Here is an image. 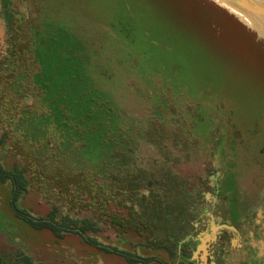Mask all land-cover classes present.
Instances as JSON below:
<instances>
[{
    "label": "rangeland",
    "instance_id": "rangeland-1",
    "mask_svg": "<svg viewBox=\"0 0 264 264\" xmlns=\"http://www.w3.org/2000/svg\"><path fill=\"white\" fill-rule=\"evenodd\" d=\"M8 2L13 19L0 17V162L25 172L19 206L36 217L54 207L57 220L88 219L85 235L115 247L122 219L104 226L100 217L118 213L128 228L131 211L160 240L176 232L178 218L193 217L195 191L190 197L185 187L196 172L206 182L202 163L213 161L224 168L232 214L241 204L258 221L251 224L260 252L245 248L249 264H264V38L253 23L216 0ZM65 57L66 89V78L55 85L57 74L45 93V84L33 87L34 77L47 80L46 63L66 69ZM69 93L85 99L70 101ZM24 112L39 116L35 141L20 123ZM10 190L0 184V215L16 220ZM216 217L213 233L224 224ZM14 237L22 246L0 230V261L25 247L37 264H125L78 235L23 225Z\"/></svg>",
    "mask_w": 264,
    "mask_h": 264
},
{
    "label": "flooded vegetation",
    "instance_id": "flooded-vegetation-1",
    "mask_svg": "<svg viewBox=\"0 0 264 264\" xmlns=\"http://www.w3.org/2000/svg\"><path fill=\"white\" fill-rule=\"evenodd\" d=\"M209 162L208 164L202 163L207 181L203 182L202 179L200 181L199 179L203 177H200L196 172L194 173L196 174L194 184L188 183L187 188L185 187L184 191H187L190 197L195 195L192 205L188 207V211L193 217L186 221H182L181 217L178 218L176 223L180 225L176 232L164 234L158 240L155 237L156 233L154 234L155 227L144 222L145 216L141 214L133 215L129 211L130 218L128 220H130L131 226L128 228H124L126 217L119 216L118 213L115 215L104 214L103 217H100L104 226L110 225L113 219H122V222L120 221L119 225H116L117 232L114 234L119 245L116 247L104 245L108 248H116L118 252L116 255L125 264H238L237 262L240 260H242V264H249L251 257L245 247L257 250L256 253L260 252L258 239L253 238V227L256 223L258 224V221L251 218L247 209L243 211L240 207L241 204L237 206L235 212L237 214H232L233 211L228 207L229 193L224 168L220 163L214 165L213 161ZM193 190L195 191L194 195H192ZM216 215L220 217V221L224 220V224L216 227L217 229L213 233V228L219 223L215 220ZM86 220L88 221V219ZM252 220L255 224L253 227ZM88 223L90 222L88 221ZM207 233L209 236L213 235L214 240L207 239ZM235 238L242 240L238 248L233 247L232 241ZM202 244L205 245L203 263L201 256L204 252L199 248ZM122 245L128 247L125 249ZM156 249L163 250L170 259L165 260L154 254Z\"/></svg>",
    "mask_w": 264,
    "mask_h": 264
},
{
    "label": "trees",
    "instance_id": "trees-1",
    "mask_svg": "<svg viewBox=\"0 0 264 264\" xmlns=\"http://www.w3.org/2000/svg\"><path fill=\"white\" fill-rule=\"evenodd\" d=\"M11 4L10 2H8V0H0V17L4 20V22L6 21H11L13 19V14L10 10ZM6 49H9V47L7 46ZM9 54V53H8ZM68 58L65 57V59L61 58V66L66 67V69L60 67V65H58V67H55L54 62L52 61L53 65L50 64V62H48V65L46 63V65H44V62L40 61V63L44 66H46V68L48 69H42V72L45 73V79H47L45 81V83H40L39 82V78L34 77V83L32 84L33 87L34 86H39L41 87V85H44V93H45V89H47L46 91H48V88H50V83L53 80V75L57 74L58 78H56V82L55 85H61V81L63 80V78H66L65 83L66 84H62V89H66V86L68 83L67 81L70 80V78L72 77V74H70V70L68 69V65H66V60ZM42 73V74H43ZM83 85L86 84V78L83 79ZM54 85V86H55ZM85 88V87H84ZM51 89L49 90L50 93ZM82 91V90H81ZM26 93V92H25ZM50 95V94H49ZM58 96V95H56ZM69 98H71L70 101H75V100H82L84 101L85 99V95H82L83 98H78L76 99V97L79 96L78 93H69ZM76 96V97H75ZM25 98H29V96L27 95V93L22 96L21 101L23 102V100H26ZM44 98V96H43ZM30 100V99H28ZM60 101V98L57 99V102ZM46 103V102H44ZM76 104V103H75ZM68 109V108H67ZM74 109H76V111L80 110V113L82 116L85 115L86 110L84 109V105H74ZM50 111V110H49ZM75 111V112H76ZM64 112V111H63ZM51 113H54L51 111ZM65 113V112H64ZM57 114V113H54ZM84 114V115H83ZM59 115V114H58ZM67 116V114H65ZM87 115V113H86ZM84 118L81 119H87L89 118L88 115ZM26 116H27V120H26ZM61 116V114H60ZM73 116L72 114L69 116L71 117ZM24 117L25 119H21L20 123H22V125H25V133L28 134L32 140H36V136L34 134V131L37 129L36 125L40 124V119L39 116H35V114L32 113H26L24 112ZM81 116H79L80 118ZM80 120V119H79ZM42 127V126H41ZM40 127V128H41ZM77 127V126H76ZM74 130L79 131L80 128H84L85 127H77ZM76 131V132H77ZM85 131V130H84ZM91 132V131H89ZM78 137V134H75ZM5 136L6 133L4 132L2 134V136H0V146L3 145L4 140H5ZM72 133L69 134V137L71 138V140H77L75 139ZM9 184L11 187L10 193H11V200L9 201L10 204V209L13 212V215L15 216L16 220L10 218L8 215H6L5 213H3V215H0V230H8L9 234L11 236V238H13L14 243L18 242L17 245L18 246H22L21 242L15 239V233L17 231H20L24 226L29 227L30 229H35V230H40V229H48L50 230L53 234H57V235H63V234H73V235H78L80 237V239L88 244H91L95 247H97L98 249L105 251V252H110V253H115L117 254V250L116 248H108L106 247L104 244H101L99 241H97L95 238H88L87 236H85V232L86 230L89 228V226H91L90 223H88V221L86 219H82V220H77L76 218H73L72 216L70 217L69 215H63L60 217V220H57V208H51V210L47 213V215L45 217H36L34 215H32L27 209L19 206L20 204H18V199L20 197V194L22 192H26L28 189V180L26 179L25 176V172L23 170V168L17 166V165H13L11 168H5L4 165L0 162V184ZM94 231H97L98 229L94 228ZM23 250H18V252L13 255L12 257H10L9 253H6L1 261L0 264H37L35 263V261L33 260L32 256L29 254L28 249H26L25 247H22ZM26 250V251H25Z\"/></svg>",
    "mask_w": 264,
    "mask_h": 264
},
{
    "label": "water",
    "instance_id": "water-1",
    "mask_svg": "<svg viewBox=\"0 0 264 264\" xmlns=\"http://www.w3.org/2000/svg\"><path fill=\"white\" fill-rule=\"evenodd\" d=\"M215 1V0H214ZM232 8L233 10L238 11L243 14L250 22L253 23V26L247 25L244 23L240 17H238L233 12L229 11L224 7L228 12L232 13L235 17L239 19L243 24L249 26L255 31L259 32L264 38V3L261 0H217Z\"/></svg>",
    "mask_w": 264,
    "mask_h": 264
},
{
    "label": "crops",
    "instance_id": "crops-1",
    "mask_svg": "<svg viewBox=\"0 0 264 264\" xmlns=\"http://www.w3.org/2000/svg\"><path fill=\"white\" fill-rule=\"evenodd\" d=\"M214 1V0H213ZM217 1V0H216ZM218 3V2H217ZM219 4V3H218ZM220 6H221V4H219ZM222 5H224V7H226V9L228 8V6L227 5H225V4H222ZM223 7V8H224ZM229 9H231V8H229ZM228 10V9H227ZM229 11H231V10H229ZM238 16L240 17V14H238Z\"/></svg>",
    "mask_w": 264,
    "mask_h": 264
},
{
    "label": "bare ground",
    "instance_id": "bare-ground-1",
    "mask_svg": "<svg viewBox=\"0 0 264 264\" xmlns=\"http://www.w3.org/2000/svg\"><path fill=\"white\" fill-rule=\"evenodd\" d=\"M232 14V13H231ZM239 17V16H238Z\"/></svg>",
    "mask_w": 264,
    "mask_h": 264
}]
</instances>
